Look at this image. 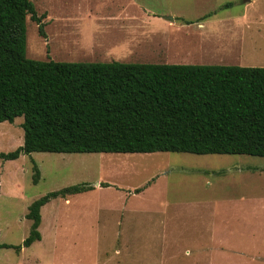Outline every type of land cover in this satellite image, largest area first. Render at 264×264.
<instances>
[{
	"label": "rangeland",
	"instance_id": "1",
	"mask_svg": "<svg viewBox=\"0 0 264 264\" xmlns=\"http://www.w3.org/2000/svg\"><path fill=\"white\" fill-rule=\"evenodd\" d=\"M31 1L39 16L46 15L43 35L27 18L26 56L32 60L132 63L121 61L135 54L124 49L128 46L162 59L148 64L264 68V0ZM170 21L175 23L172 28L167 26ZM23 122L19 117L14 123L0 124V154L23 146ZM36 169L40 174L34 182ZM81 184L94 189L70 196L71 214L61 198L45 206L43 243L23 249L21 256L13 248H0V264H109L112 248L104 223L100 227L97 222L101 215L109 226L111 211L122 207L127 196L134 195L128 205L149 209L184 195L264 194V158L35 152L12 161L0 159V246H20L30 235L32 221L27 214L35 201ZM66 215L74 223L70 231L63 230ZM50 228L54 239L49 238ZM97 230L100 240L92 234ZM42 249L45 253L39 254ZM210 253L208 264L209 260L222 264L225 257L264 264L263 246ZM195 257L199 258L194 255L190 264H195Z\"/></svg>",
	"mask_w": 264,
	"mask_h": 264
},
{
	"label": "trees",
	"instance_id": "2",
	"mask_svg": "<svg viewBox=\"0 0 264 264\" xmlns=\"http://www.w3.org/2000/svg\"><path fill=\"white\" fill-rule=\"evenodd\" d=\"M28 16L43 35L46 15L31 0H0V124L24 118L23 146L0 159L35 152L264 158V68L32 60ZM93 189L81 184L38 199L23 244L0 247L19 252L40 241L45 205Z\"/></svg>",
	"mask_w": 264,
	"mask_h": 264
},
{
	"label": "crops",
	"instance_id": "3",
	"mask_svg": "<svg viewBox=\"0 0 264 264\" xmlns=\"http://www.w3.org/2000/svg\"><path fill=\"white\" fill-rule=\"evenodd\" d=\"M174 25L171 21L167 24L170 28ZM124 49L135 53L130 58L121 60L124 62L162 61L160 58L146 55V51L128 46ZM158 59L160 61H156ZM133 196L125 198L121 209L111 211L109 226L102 220L101 215L99 216L97 223L100 227H103L104 223L102 229L108 234L105 237L112 248L109 264H190L194 255L199 256L194 258L195 264H208L206 257H211L210 252L215 250L239 251L259 249L262 246L264 248V194L184 195L172 203L165 200L159 208L149 209L140 205H128L129 197ZM64 201L69 206L68 213L71 214L73 208L70 197ZM45 206L41 210V224ZM83 213L87 215L88 212ZM87 221V216H84L83 222ZM73 224L70 215H66L62 224L63 230L70 231ZM82 226H79L80 231ZM41 228L42 225L39 231ZM50 229L49 238L54 239L55 232ZM40 233L41 240L35 243L45 241V233ZM92 234L100 240L98 230ZM79 240H82V235ZM23 249L25 247L19 252L15 251L21 256ZM44 253L43 249L39 251V254ZM260 256L262 254L258 255L259 261L262 260ZM224 259L222 264L244 263L243 259L239 262L227 257ZM209 261V264H212V260Z\"/></svg>",
	"mask_w": 264,
	"mask_h": 264
},
{
	"label": "water",
	"instance_id": "4",
	"mask_svg": "<svg viewBox=\"0 0 264 264\" xmlns=\"http://www.w3.org/2000/svg\"><path fill=\"white\" fill-rule=\"evenodd\" d=\"M98 185V184H97Z\"/></svg>",
	"mask_w": 264,
	"mask_h": 264
}]
</instances>
